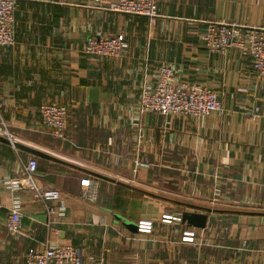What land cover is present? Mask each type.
Instances as JSON below:
<instances>
[{
	"label": "crops",
	"instance_id": "0c3cea01",
	"mask_svg": "<svg viewBox=\"0 0 264 264\" xmlns=\"http://www.w3.org/2000/svg\"><path fill=\"white\" fill-rule=\"evenodd\" d=\"M112 1L15 0V44L0 47V121L58 160L0 141V264H20L45 243L74 245L83 264H264V78L248 51L212 53L202 40L210 22L264 29V0H158L153 20L113 11ZM121 33L129 47L120 59L85 53L90 36ZM166 64L178 81L217 90L224 109L140 115L143 82ZM48 102L69 107L64 139L41 124ZM32 156L61 199L21 190L22 233L12 234L14 191L3 181ZM88 178L99 184L95 202L83 197ZM183 211L208 213L206 228L178 220ZM123 218L152 220L153 231Z\"/></svg>",
	"mask_w": 264,
	"mask_h": 264
},
{
	"label": "built area",
	"instance_id": "2783aa9c",
	"mask_svg": "<svg viewBox=\"0 0 264 264\" xmlns=\"http://www.w3.org/2000/svg\"><path fill=\"white\" fill-rule=\"evenodd\" d=\"M101 3L103 0H95ZM111 10L130 14L146 16L153 20L159 15L158 0H114ZM15 0H0V47L15 44ZM203 45L212 53H227L233 48L248 51L252 58V66L259 77L264 78V29L248 27L236 23L210 22L203 34ZM129 43L126 36L121 33L114 36H90L85 44V53L89 56L101 57L109 60L120 59ZM223 102L217 90L207 83L184 82L176 78V70L171 65H163L154 82L145 80L142 84L137 111L140 115L149 112L162 115H182L200 118L212 111H222ZM41 124L49 132L64 139L69 123L70 110L68 105L60 102H48L39 107ZM0 134L14 140V134L9 130L8 124L0 121ZM136 168L147 165L136 161ZM38 159L29 158L23 164L20 177L7 179L3 184L14 191L12 205L5 225L12 234L22 233V199L21 190H32L34 197L45 202L59 201L60 190L53 185L43 184L37 176ZM99 184L94 178L84 179L83 197L95 202L98 198ZM64 214V207L61 208ZM51 215L54 208L48 209ZM181 220V217H176ZM170 220V215L164 221ZM154 223L152 220H140L138 230L151 233ZM185 241H194L195 232L186 231ZM20 264H83L81 251L72 244L50 246L45 243L43 249L30 248L25 259Z\"/></svg>",
	"mask_w": 264,
	"mask_h": 264
},
{
	"label": "water",
	"instance_id": "95a60500",
	"mask_svg": "<svg viewBox=\"0 0 264 264\" xmlns=\"http://www.w3.org/2000/svg\"><path fill=\"white\" fill-rule=\"evenodd\" d=\"M0 141L11 144L18 149L25 150V151H27L33 155L39 156V157L52 159V160H58L54 156H52V155H50V154H48V153H46L40 149L31 147L29 145L20 143V142L15 141V140H11L9 137H6L2 134H0ZM208 217H209L208 213H204V212L183 211L181 213V221L183 223H186L188 226L195 227V228H206L207 222H208ZM137 225L138 224H135L134 229H138Z\"/></svg>",
	"mask_w": 264,
	"mask_h": 264
},
{
	"label": "rangeland",
	"instance_id": "374dc122",
	"mask_svg": "<svg viewBox=\"0 0 264 264\" xmlns=\"http://www.w3.org/2000/svg\"><path fill=\"white\" fill-rule=\"evenodd\" d=\"M123 220L125 221V223L127 224V226L132 227V228L135 227V224L136 223L134 221H131V220L126 219V218L125 219L123 218Z\"/></svg>",
	"mask_w": 264,
	"mask_h": 264
},
{
	"label": "trees",
	"instance_id": "16d2710c",
	"mask_svg": "<svg viewBox=\"0 0 264 264\" xmlns=\"http://www.w3.org/2000/svg\"><path fill=\"white\" fill-rule=\"evenodd\" d=\"M122 184V186H125V187H129V188H132V186H129V185H127V184H125V183H121ZM138 192H140L141 190H139V189H136ZM178 217H180V216H178Z\"/></svg>",
	"mask_w": 264,
	"mask_h": 264
}]
</instances>
